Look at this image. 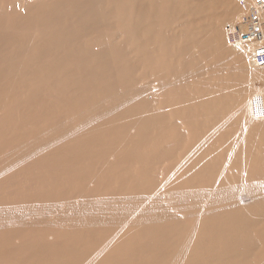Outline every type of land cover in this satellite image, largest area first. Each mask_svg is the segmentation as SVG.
<instances>
[{"label":"rangeland","instance_id":"rangeland-1","mask_svg":"<svg viewBox=\"0 0 264 264\" xmlns=\"http://www.w3.org/2000/svg\"><path fill=\"white\" fill-rule=\"evenodd\" d=\"M2 1H4V2L2 3ZM55 1L58 2L60 0H0V14L3 13L4 16L6 17V18L4 17V21L9 22L10 17H14L15 20L20 21L14 27H8V29H11V30L20 34L21 33L20 31L22 30V26H24L25 28L28 27L29 36L36 39V40H38V38H39L40 43L43 44V43H47L46 39L48 41H49V39L52 41L57 40V36L60 33L59 31H60L62 24L60 23V19H58V20L49 19L50 21H47L46 26L43 28L42 33L39 32L40 33L39 34L36 31L35 27H33V25L35 23L30 24L31 21L34 22L35 18H36V16L35 17L33 16L32 12L38 10L40 5L50 4V3H53ZM104 2L105 3H103V4L105 6L111 5V3L107 0ZM185 2H186V0L183 1V6L184 5L185 6L190 5V7L192 6V7H195L196 9L194 8V10L188 11V13H186V10L183 9V7L181 8V11H180L179 6H178L177 9L180 11L179 13L177 12L178 15H176V16L175 15L174 16L166 15L168 20L166 19L165 16H163L161 23H159V25L162 26V27L159 26V28H160L159 31L161 32L163 37L164 36L169 37L171 39V42H177V46L181 45L183 47L184 43L188 42V41H189V43L190 42H192V43L196 42L195 44H197V46L200 45L198 48L195 49V51L192 49L193 50V52H192V50H191V53L194 56L193 58L196 60V63L194 64V66L195 67L199 66L198 68L196 67L198 72L196 71L194 73L195 74L194 77L191 73V71H193V70L192 69L189 70L186 67L184 68L183 66H185V65H183L184 63L182 62V59L180 60L179 58L175 57L176 55H179L178 51H176V49H174L175 54H173V55L170 54V56H167V60H166L167 62H164L165 64L163 66H160L158 61L157 62L155 61L154 56H153V60L155 62H153V61H152L153 63L143 62V64H142V61L139 59L140 48H139V44H137V41L139 40V37H141L143 35V28L144 27L139 25V28L142 27V30L138 31L139 28L137 26V30L135 31L132 27V26L135 27V24H134V22H135L134 17L135 16L132 13H130V10H129L131 6H128V5L122 6L121 5L120 11H121V14L123 16L122 18L118 19L116 16L120 15L119 14L120 12L117 9H112L110 13L114 12L115 20L111 17L110 18L111 20L108 23L98 22V23H96V25H94V27L84 31L83 33L81 32L82 34L79 35V39L81 37L80 40H81V48L82 49H91V50L96 51V52H98V51L102 52L106 49L107 52H105L106 53L105 56H109L111 54L108 58L102 59L100 56H94V58H92L90 60V62H93V61L94 62H100L103 66V70H105L102 72V77L97 78L98 81H97V83H95L93 88L85 89L82 87H78V82H77L78 78H74L73 76H72V78H70L71 77L70 74H73L74 76H76L77 74L78 75L80 74L79 75V77H80L82 75L80 73L81 72L80 69H82V73H83V71H86V69L89 68V66H84V64L80 65L79 62H74L72 57L67 58V56H64V54L62 57H59V55H58L59 58L53 57L51 55L50 58H52V59H50L49 57H46V65H47L46 67L47 68L45 69V71L42 73L41 72L42 70H41V71H39V73L36 74V76L40 75V77H42V78L39 81H36L35 73H33V72L32 73L31 72L25 73L23 80H22V83H21V79H20V84L18 85L19 87L17 88L18 90L15 91L16 95H17V93L20 94V92H26L27 86H28V91H29L28 93H31L34 89H39V96H40V99L42 98L41 99L42 103L41 102H39V104L35 103L32 107H30L31 105L27 102L21 101V102H23L21 104H20V102H19V104H18V102L17 103L15 102L13 104L14 107H12L11 115L9 114L10 110H8V108L5 107L3 105V103L0 105V109L2 110V111H0V208L1 207H14L17 209V212H19V211L23 212V211L28 210V211L33 213V214L27 213L26 215L24 214L21 217V219H18L20 217L15 216V214L6 215V217H0V234H2V235H0L1 247L3 246V242L9 237L8 236L9 234L7 235V233H6L8 231L11 233V235H14L12 237H15V235L19 231L20 232L23 231L22 236H24L25 238L22 237L20 239L21 243L25 244L26 241H28V244H30V242L32 244V243H34L33 240H35V243H37V244L40 243L39 245L42 247H45V245H46L47 254L50 253V250L54 249L57 245L61 244V242H64L67 244H69V243L71 244L73 242L72 244L75 243V249L77 246L81 247V245L86 247L87 242H85L84 240L87 241L86 238L90 237V238H88V239H90V241L88 240L89 241L88 242L89 243L88 244L89 250H88V246L86 248L83 247V249H82V247L80 249L77 247L80 250V255H79L80 260H77L78 258L75 259V257L77 256L76 255L75 257L71 256L72 258L71 257L66 258L63 261H61V260L56 261L55 264H66V263L67 264H70V263L71 264H107L104 262H106L108 257H110L113 254V252H115L117 250L113 247H118L121 244L119 247H123L124 249H129V248H131L130 247L131 244L133 245V243L135 244L137 242H139L137 244L138 245L137 247H139L140 243L141 244L144 243L143 245H145V242H143V241H145V239L144 238L142 239L141 237H137L136 236L137 232H135L138 230V226H139V225H137V228H136V226H134V224H137L136 222H137V217L139 216L138 214H137V217L135 215L134 216L135 218L133 217L132 220L129 217H127L124 220H123V218H122V220L119 219L120 220V222H119V220L116 219V222H117L120 229H118V227H117V229H116V227L114 228V226H117V225L113 224L114 223L113 220L111 221L112 222L111 223V222H108L110 220L107 221V219H106L108 225H111V226H108V227L103 226L102 229H100L101 226L99 227L96 225L99 228H97V227L93 228L92 227L89 229L88 226L86 227L84 224L82 225V223L79 224L81 226H79L78 228L74 227L75 221H76V223L79 221H77L76 219L73 220L72 216H71L72 218L70 217L69 219H68L69 216H67L66 218L65 217L64 218L58 217V215L61 214L62 211L68 212V213L71 212L72 209H68V208L71 204L76 203L75 201L78 200V198L82 199L84 197V198L88 199V197H89V199H90V197L93 198V196L103 197L104 190L102 188L104 187L105 184H108L111 188L116 187L114 185V183L110 182L114 178V177H110V176L114 175V172H112L113 171L112 169H114L115 171L118 170V172H116V175H118L120 173V169L122 167L124 168V170L126 172H128L127 174H124V175H128L130 177H132L134 175V173L138 172L139 169H141L143 171L145 170L144 172L145 173L147 172L149 180L145 179L144 181H142V180L139 181V179L134 180V178H131V180H129V182H131L132 184H130V183L128 184L127 183L128 180L126 182L128 184V186L131 185L130 190L131 189L132 190L131 191L128 190L131 192V193L129 192L130 194H128V191H126V195H125V192H124V194H122L123 190L125 191V189H128L127 188L128 186L125 187V184H126L125 183L124 186L123 185H117L115 190L107 189L110 197L117 196L115 194L118 193L119 198H121L123 196L125 203H127V202H132L134 204L141 203V204H144V206H147L150 204L149 201H151V203H154V200H152V198L158 194L162 200V201L161 200L160 201L162 203H166V205L165 204L164 205L167 207L168 213L172 212V215L174 214L173 215L174 221L171 224L176 225L175 226L176 229L174 230L175 227L169 223L168 224L163 223V225H161V228L157 229L158 231L155 230V231H157V233L156 232L154 233L155 234L154 237H156V234H157L159 236V238H161V239L153 241L152 242V244L154 243L153 247L151 246L152 245L151 243H150L151 245L149 247L150 252L153 249H154L153 250V252H154L156 249L157 252L161 251L162 253H164L163 255H166V256L162 257V261L164 264H166V263L168 264V262H169V264H173V263L174 264H188L189 263L188 261H190L188 258L193 257V251L195 250V249H193L195 247L192 248L189 246H191V245L193 246L194 243H195L194 246H197L196 243L197 244H200V243L205 244L206 243V245H209V243L212 240L215 241L217 239V236H215V234L212 232L213 227L211 230V225H215V224L219 225V223H220V225H222L221 226L222 228H220V230H222V231L225 230L227 233L230 230L232 231V226H233V228H238V226H240L242 224L240 222V220H238V218H237V217H239V214H241L240 217H244L243 219L245 220V218H247L249 215L259 211L261 213V215L259 216V219L256 220V222L252 225V228L256 227V230H260V231L262 230L261 232L264 234V209H262L264 206V193L263 192L258 193V197H254L255 196L254 194L251 195V197L255 198V200H252L250 197H247L245 199H243L241 197L239 199V202L236 203V205H232V207H230V204H227V203L225 204V202H220L214 206H209L210 199H208V200H202L198 205L197 204H196V206L192 205L193 208L192 207L190 208L189 202L185 199H182V197H179V196H183V198H184V195L181 193V190L183 191V189L184 190L185 189L191 190L192 188L198 187V189L199 188H201L202 190L208 189L210 192H212L211 190H215V189L219 188V186L222 183H230V182L234 183L233 179H237L238 183L241 185L242 188H244L246 185H251L254 183L264 184V181H263L264 180V153H263L264 152V143L260 144V145H254V141L256 139L255 135H260L264 139V132H262V133L257 132L256 133L254 130H252V132L250 130H247V128H245V126H244V123L242 122L243 121V115L241 113H236V110L234 108V107H236L235 101H234L236 90L239 92L248 83V79H247L248 77L244 74L245 69H243L241 67V65H240L241 69L238 67V65L236 64V59L231 56L232 53L228 52L226 54V52L229 50V47L231 46L230 44H232L230 41V40H232L231 36H230V34H232V33H230V32L233 30V29H230L229 34L225 35L227 33L226 29H229L230 24H233L234 30L235 31L238 30L240 28L241 24L243 25L244 21H246L248 18H250L249 14H251V13H250V11L247 10L246 14H244L242 17L243 19H241L242 21L239 20V21H234V23H232V20L229 16L231 6L236 5L237 2H238L237 3L238 8L240 6H243L244 1H242V0H239V1L238 0H191L189 3L186 2L187 5L185 4ZM106 4H108V5H106ZM249 4H250V2H249ZM248 5H247V8H248ZM126 6H128V7H126ZM127 8H128V11L126 10ZM125 12H126V14L124 16L123 14ZM26 17H27V19H25ZM111 21H112V23H111ZM99 23H100V25H99ZM124 23H125V25H124ZM164 23L167 25H165ZM106 25H107V27H106ZM151 25H153L152 21H151ZM36 26L38 28V24H36ZM149 27L150 26H148L147 28H149ZM169 29H170V31H169ZM218 29H220V30H218ZM224 29H225L226 33H225ZM167 31H169V32H167ZM221 31L223 32V34L220 33ZM49 33H52V34L54 33V34L50 35ZM105 34H107V35H105ZM130 34H132L133 36ZM217 34L220 35L221 39L219 38V36ZM214 35H215V37H214ZM18 38H16V40H18ZM143 38H144V36H143ZM147 38H149V39H146L144 41V44L146 42H148L152 45L151 42H152L153 38L151 39L150 34H148V33H147ZM191 40H194V41H191ZM219 42H220V44H219ZM222 42H224V44H223L224 46L221 44ZM207 43H209V44H207ZM241 43H243V44L248 43V44H250L249 45L250 47H256V45L259 44L258 42L252 43V42H248V41L241 42ZM27 44L29 46L31 45L30 42ZM52 44L56 45V43H52ZM52 44H50V45H52ZM50 45H48L47 47H49ZM216 45H217V47H215ZM44 46H46V45H44ZM82 46H84V47H82ZM53 47L54 46H50L48 48L49 50L47 53L58 54L57 53L58 49H54ZM71 48H67L64 51L71 52ZM117 48L120 50V53H121L118 57L115 56V54H112L113 50L117 49ZM158 48L161 50L162 45H161V47L157 46V48H156V52H157V53L155 52L156 53V60H157V54H158V56L159 55L161 56L164 53L162 50L160 51ZM5 49H7V50L3 51V52L0 49V52H2L1 54H4V60H8L7 62L12 64L11 67H15V69H16L20 65L18 63L17 56L20 55L21 50H18L19 48L14 44L9 48L6 46ZM224 49H226L227 51ZM110 50H112V53H110ZM151 51H152V49H151ZM168 51H171V50H168ZM8 53H9V55H7ZM171 56L173 58H171ZM44 58L45 57H43V60H42L43 62H44ZM171 60H172V62L173 61L174 62L171 63ZM51 61L55 62L58 66L56 65L55 67H52L50 65ZM249 61H250V59H249ZM217 62H218V66L216 65ZM154 63H156V64H154ZM172 64H174V65H172ZM89 65L92 66V68H94L93 65H91V64H89ZM147 65H148V67H147ZM170 65L177 68L176 74H172V68ZM255 65L258 66V69L260 67L262 69L264 68V66L258 65L257 63L254 64V66ZM167 66H168V68H167ZM130 67H136L135 68L136 70H134L133 68L130 69ZM145 67H146V69L147 68L148 69L146 70ZM49 68L52 70H50ZM92 68H90V70L92 72L93 71L97 72L98 76H99L101 70L92 69ZM156 68L158 69V71ZM160 68H161V70H160ZM166 68H167V70H166ZM144 69L146 70L147 73L144 71ZM242 69L244 70V72ZM91 71H90V73H91ZM263 71H264V69H263ZM123 73H125V74H123ZM85 74L86 73H84V75ZM156 74L158 76L154 77ZM198 74L200 75V77H198L199 76ZM238 74H240L241 76ZM93 75L94 74H90V77H92ZM209 75H210V77H209ZM150 76H151V78H150ZM224 76H226V77L224 79H222ZM66 77L67 78L69 77L68 78L69 80ZM64 78H66L70 84L68 83V87H66L65 90H62L58 86V84L61 83V81L64 80ZM122 78L127 79V80L129 79L127 81L128 83L122 84V82H123ZM156 78L157 79L159 78V79L157 80ZM105 79L108 80V83L106 82ZM160 79H162V80L160 81ZM117 80H118V82H117ZM173 80H175V81H173ZM185 80H187V81H185ZM71 81H73V82H71ZM154 81H155V83H154ZM156 81H157V83H156ZM12 82H11V84H12ZM75 82H77V83H75ZM112 82H113V84H111ZM23 83H24V85L26 83V85L23 86ZM231 84H233V87H231ZM260 84H261V86H260ZM123 85H125V86H123ZM112 86H116V87H112ZM1 87L7 88V85L3 84V86L1 85ZM153 87H155V88H153ZM19 88H20V90H19ZM13 89H14V87H13ZM93 89H95V90H93ZM108 89L112 91V95L109 96L112 98L107 99V97H106V99H107L106 100L105 98L96 97V95H95L96 93H98L99 91H106ZM152 89H154V90H152ZM258 89L264 90V79H262L259 83L256 84L255 88L253 89L254 93ZM154 91H155V93H154ZM156 91H158L157 93H159L160 96L158 94H156ZM253 91L251 92L252 94H253ZM217 92H218V94H217ZM223 93L228 98L230 97L228 100L229 104L228 103L225 104L223 106L224 109L222 106L219 105L223 109V111L221 113H219V115L217 114L216 116H210L209 117V114L206 115L207 111L205 109H203L204 111L199 112L200 107L204 106V102L206 100H208L209 97L212 98V97H215L216 95L223 94ZM189 94L191 96H189ZM120 96H121V98H120ZM160 97L162 98V100ZM254 97H255V95H254ZM183 98L185 99V101ZM88 99H90V100H88ZM71 100L73 101L74 104L71 103L72 102ZM127 100H128V102L126 103L125 101H127ZM187 100H190L191 102L187 101ZM43 101L46 103V105L44 104ZM140 102L150 104L152 107L154 106L155 108L153 107L154 109L152 108V110H151L152 114H154V112L157 113V111L158 110L160 111V109H161L160 112H165V114L170 112L169 113L170 116L168 114H166V116L169 118L168 123L170 124V122H171V125L169 127L167 126L164 129L162 139H163V144L167 147H172L174 145L180 147V150L178 151L177 155L173 154L170 156H165L164 158H162L163 160L161 159L159 162L155 163L154 156H153L155 154V151H154V148L151 147L152 145L144 146V144H143L140 146V145L135 144V142L137 140H139L140 138L147 140L146 136H140L139 132H137L138 127L141 126L140 122H138V121H140V119L136 117V112L141 107V104H139ZM157 102H159V105ZM185 102L189 106L184 105ZM182 103H184V104H182ZM233 103H234V107H231V105L233 106ZM47 104H50V105H48V107H47ZM118 104H119V107H118V109H116L117 108L116 105L118 106ZM171 104H172V106H170ZM218 104H221L220 99H219ZM167 105H168V107H167ZM22 107H23V109H22ZM167 108H169V110ZM31 109H34L35 111H37V109H38V111H37L39 113L38 118H36V116H35L34 119H29V121H26V123H25V121L23 122L22 113L25 116L26 114H24V112L28 113ZM48 109H49V111H48ZM163 109L165 111H163ZM180 110H182L181 116H180V114H181ZM41 112H43V114ZM19 113H21V114H19ZM92 113H93V116H91ZM101 113H102V115H101ZM13 114H14V116H13ZM60 114H61V116H59ZM225 114L227 116H225ZM65 115H66V117H64ZM94 115H95V117H94ZM8 116L9 117L11 116V117L9 118ZM61 117H63V118H61ZM239 117H240V120H239ZM12 118H13V121H12ZM91 118H92V120H90ZM105 120H107V121H105ZM173 120H174V122H172ZM18 121H20V123ZM87 121H88V123H87ZM130 121H131V124H135V125L133 126L134 128L130 127V129L127 131V133L130 132L129 134L132 136L133 140H131L127 143L119 144L118 145L119 148H118V146L113 147V148H107L106 145L104 144V140L106 137H104V135L100 133L99 136L101 137V140L103 141L102 146L104 144L105 148L101 146L100 150H99V148L89 150V152L94 153V154L91 157L85 158L88 154L86 152V151H88L87 147H86V140H87L86 135H89L91 133L90 131H92L93 129H94V131H96L98 129L101 130L102 127L106 128V130H107V128L109 127L108 131L111 134H115L117 136H122L123 133L122 132H114L113 127H120L122 124L127 126V124ZM11 122H12V124H10ZM27 122H29V123H27ZM85 122H86V124H85ZM215 123H216V125H215ZM77 124H79V125H77ZM87 124H89V125H87ZM199 124H200V126H199ZM136 125H138V126H136ZM72 126H73V128H71ZM172 126H175V127H172ZM91 128H92V130H91ZM171 128H172V130H171ZM216 128H218V130L214 131L213 129H216ZM132 129H134V130H132ZM103 130L104 129H102V131ZM74 131H76L77 133H75ZM172 131L173 132L175 131L176 133H173ZM150 133L152 134V135L150 134V136H152L154 138L155 133H154L153 128L151 129ZM152 137H150V139H152ZM171 137H174V138L171 139ZM136 138H138V139H136ZM235 138H237V139L235 140ZM125 140H127V136H125ZM176 140H178V141H176ZM183 140H184V142H183ZM199 140H202V142L200 141L201 145H198ZM84 143H85V145L83 148ZM146 143H148V142H146ZM179 143L181 145H178ZM125 144H127V146ZM190 145L192 147H190ZM233 145H235L236 147ZM138 146H140L141 148L139 149ZM197 146H199V147H197ZM233 147H234V149H233ZM148 148H150V149H148ZM207 148H209V149H207ZM120 149L123 151H121ZM206 149L208 150V152ZM237 149H239V150H237ZM97 150H99V151H97ZM196 150H197V152H199V154L196 152ZM115 151H117L118 153ZM136 151H138V152H136ZM122 152H124V153H122ZM126 152L129 154V157L132 155L131 156L132 159L130 161L131 167L122 164V159H123V156ZM213 152H215V153H213ZM104 154L105 155L108 154V155L104 156ZM133 154L136 155V157ZM143 154H145V155H143ZM139 155H140V157H139ZM228 155H229V158L231 160L228 158ZM195 157L198 159V161H197V159H195ZM199 157L201 160L199 159ZM81 158H83V160ZM75 159L80 160V162H82V161L83 162L80 163L79 161H76V163L77 162L78 163L75 164L73 161ZM87 159H88V161H87ZM89 159H91V160H89ZM149 159H152V160H149ZM167 159H169L170 161ZM164 160H166V162ZM204 160H206V162ZM210 160H211V162H210ZM226 160L228 163L230 162V164H228L226 162ZM150 161H153L151 165L149 164V163H151ZM195 161H196V163H195ZM97 162H99V163L97 164ZM218 162H220V163H218ZM242 162H244V163H242ZM115 163H120L121 166L116 167ZM194 163H195V167H194ZM217 164H219V165H217ZM106 165H107V170L102 169ZM224 165H225V167H224ZM229 165L231 166V168ZM157 166L161 170H158L159 168H156ZM206 167L209 168V170L211 172L210 175L207 174L208 168L206 169ZM223 167H224V169H223ZM254 168H255V170H254ZM150 171H152V172H150ZM106 172H108L107 175L105 174ZM172 172H173V174H172ZM188 172L190 174H188ZM235 172H236V175H235ZM156 173L158 175H156ZM150 175H151V178H153V177L156 178L157 184L159 183L158 188L155 190H154L155 187H151L149 189H146L145 185L149 183L147 185V186H149L150 183L153 182L149 178ZM169 175H171V176L169 177ZM212 175H214V176H212ZM221 175H222V177H219ZM167 176L169 177L168 179H167ZM180 176H181L182 180L180 179ZM183 176H185V177H183ZM201 176H203L204 178L202 179ZM162 180L163 181L166 180V182H165L166 184ZM254 180H256V181H254ZM134 181H135V183H134ZM150 181H152V182H150ZM69 185H71V186H69ZM111 185H113V186H111ZM96 186H97V188H96L97 190L100 188L102 189V190H99L100 193L98 191H94ZM169 187L170 188L172 187L174 189L168 190ZM176 187H178L179 189ZM144 188H145V190H144ZM119 190H120V192H119ZM142 190H144V191H142ZM133 191H134V193H133ZM168 191H169V193H168ZM59 192H62V193L65 192L64 193L65 197L63 194H61ZM143 193H150L149 194V195H151L150 198L151 197L152 198L150 199L149 195L147 197L145 196L146 198H143L144 197ZM155 193H157V194H155ZM111 194H112V196H111ZM172 195H174V197ZM167 197H168V199H167ZM43 198H44V200H43ZM36 199H38V200L36 201ZM72 199H73V201H72ZM62 200L63 201L65 200L64 203ZM66 200H69V201H66ZM172 200H174V201H172ZM134 201H136V202H134ZM39 202H44V203H48V204L52 203L53 205H56L53 209L49 208L46 211V213L43 215L44 219L41 218L39 213L34 208L33 209H25L22 207L23 205L34 204V203L38 204ZM168 202H169V206H168ZM208 202H209V204H208ZM240 202H241V204H239ZM217 205L220 207H218ZM221 205H223V206H221ZM227 205H229V206H227ZM165 206H164V208H165ZM117 207L120 208L121 205H119L117 203ZM235 207L237 208V210ZM118 208H116V211H114V212H118L117 216H120V215L123 216L122 215L123 213L119 214L122 212V210H120L122 208L119 209L121 212H119ZM16 209H14V212H16ZM226 209H228V210H226ZM155 212L158 213L159 210L152 211V212H150V214H154ZM213 212H215V213H213ZM233 212L237 213V215L233 216L232 215ZM68 213L67 214L64 213V214L68 215ZM226 213H227V215H226ZM1 214L2 213L0 211V216H2ZM150 214H148V215H150ZM223 215H225V216H223ZM226 216H228L229 219H227L225 221L224 218ZM50 217L53 219H50ZM54 217L58 218V219L61 218V220L59 219V221H57L58 219H55ZM75 218H76V216H75ZM46 219H47V221H49V223H54V220H55V223L54 224H47ZM64 219H66V221ZM206 219H208V220H206ZM215 219H217L218 221ZM18 220H20V221L18 222ZM51 220H52V222H51ZM134 220H135V222H134ZM209 220H211L212 223ZM223 220H224V222H223ZM233 220L235 221V224L231 223ZM63 221H64V223H63ZM207 221L210 222V224ZM221 221L223 224L221 223ZM234 221H233V223H234ZM57 223L58 224L60 223L59 228L57 227V225H58ZM107 223H105L106 226H107ZM30 224L31 225L33 224L35 226L34 229H31L29 227ZM52 225L53 226L55 225L57 229H55V227H53ZM216 225H215V228L220 227V225H219V227ZM50 226H52V227H50ZM180 226L185 229V232L188 235V237L186 236L185 240L187 238H188V240L190 239L189 242H187L188 243L187 247L192 249V250L189 249L191 251V252L189 251L190 253L188 252V250H187V252L185 250L184 253L181 254V252L183 250L179 251L178 250L179 247L176 246V244L180 240V237L183 235V231H182V228ZM74 228H77L80 230L82 229V230L81 231L77 230V232H74L75 231ZM6 229H7V231H6ZM73 229H74V231H73ZM10 230L13 232L15 231V233H12ZM28 230L29 231L31 230V231L29 232ZM72 231H73V233H72ZM86 231H88L89 233L87 232V234H84V233H86ZM91 231L94 232V234ZM222 231H220L221 234L218 236L219 237L218 239H221V237H220L221 235L222 236L226 235L227 236V239H226L227 242L230 240L231 241L237 240V238L235 237L236 234L233 237V236L227 235V233H224V231L223 232ZM76 233H78V234H76ZM90 233L93 235L91 236ZM121 233H122V235H121ZM74 234H76V235H74ZM83 234L86 236V238L82 240V239H80V237L84 236ZM88 234L90 236H87ZM162 234L164 235V237L162 236ZM208 234L213 235V237L215 236L216 239H215V237L213 239L207 238V237H209ZM68 235L71 237L74 235V237H72V239H69L67 237ZM1 236H2V238L4 237V239L1 240ZM135 236L137 238H139V239H136V241L134 239V238H136ZM168 236H170V237H168ZM204 236H206V237H204ZM229 236L232 237L233 240ZM18 237L19 236L17 235L16 238L18 239ZM128 237H130V238L133 237V238L128 239ZM162 237H163V239H162ZM203 237L205 239L207 238V240L209 242H207V240H204ZM74 238H76V241L74 240ZM125 238H126V241L129 240L131 242L126 243V241H124ZM218 239L216 240L217 242H215L216 244L218 243ZM13 240L15 241L16 239H13ZM13 240L7 241V242H14ZM49 241H50V243H49ZM83 241H84V245L81 244V242L83 243ZM132 241H135V242L132 243ZM173 241H175L176 243H174ZM94 242H95V244H94ZM221 242H222V244H221ZM221 242H220V245H221V247L224 248V243H225L224 239H222ZM5 243H6V241H5ZM15 243L16 242H14V244L12 245L11 248L4 249L2 247V249H0V252L2 251L0 253V264H39V262L42 264L43 263H50L51 260L48 259L46 261H42L40 258H42L43 256H41V257L39 255L37 256V254L31 253L29 250H28V254H25V250H22V246L18 245L20 242H17L16 243L17 245ZM76 243L78 245H76ZM85 243H86V245H85ZM99 243L101 244L100 246H99ZM117 243H118V245H116ZM37 244L35 246H37ZM127 244H128V246H127ZM129 244H130V246H129ZM155 244H156V246H155ZM214 244H212L213 246L210 244L211 245L210 247H212V250L206 251L203 255V258H208V257L212 258V256H209L210 252H211V254H212V252L216 253V251L222 253L221 250L223 248L219 247L220 245L217 244V247H218V250H217V247H216V249L213 248ZM159 245L160 246L164 245V246L159 247ZM134 246H136V244ZM92 247H94V248H92ZM140 247H141V245H140ZM144 248L146 249L145 246H144ZM84 249H87L88 252L94 251L93 252L94 254L91 253L90 255H88L86 257H84V256L81 257V253H83L82 250L84 252H86V250H84ZM90 249H92V250H90ZM136 249H137V251H139L138 248H136ZM176 250L179 251L180 253H178ZM153 252H152V254L150 253V255L147 254V256L144 258L136 259L134 261V264L152 263L153 260L152 261H150V260L153 259V258H151L154 256ZM161 252H159V254ZM168 252H170L171 254H169ZM165 253H167L169 255V257ZM237 253L240 254L239 251L236 252V255L235 254L233 255V259H236V257L239 258V254H237ZM248 253H250V254H247V258H242L243 264H264V242L263 241H259L256 245H254L251 248V250ZM20 255L21 256L23 255V256L20 257ZM172 256L174 257V259L172 258ZM243 256L244 255L242 254V257ZM166 257L170 258V260L167 259ZM229 258H231V257H229ZM74 260H75V262H74ZM156 260H158V259H156ZM229 260H228V262H226L227 261L226 260L220 264H228V263H230ZM37 261H39V262H37ZM139 261L142 263H140ZM164 261H167V262H164ZM72 262H74V263H72ZM214 264H219V263H214ZM235 264H237V263H235Z\"/></svg>","mask_w":264,"mask_h":264},{"label":"bare ground","instance_id":"bare-ground-1","mask_svg":"<svg viewBox=\"0 0 264 264\" xmlns=\"http://www.w3.org/2000/svg\"><path fill=\"white\" fill-rule=\"evenodd\" d=\"M104 1H106V0H60V1H58V2H53V3H50V4H45V5H40L39 6V9L38 10H36V11H33L32 13H33V16L35 17L36 16V18H35V21L33 22V21H31V23L30 24H34L33 25V27H35V29H36V31L39 33V32H41L42 33V31H43V28L46 26V23H47V21H50L49 19H55V20H58V19H60V23L62 24V26H61V28H60V33H59V35L57 36V40H54V41H52V40H50L49 39V41L46 39V41H47V43H43V44H41L40 43V40H39V38H38V40H36V39H34V38H32V37H30L29 36V34H28V27H24V26H22V30L20 31L21 33L19 34V33H17V32H15V31H13V30H11V29H8V27H14L15 25H17L20 21L19 20H15V18L14 17H10L9 18V22H7V21H4V14L3 13H1L0 14V49L2 50V52L3 51H6L7 49H5V47L7 46L8 48L9 47H11L13 44L14 45H16L19 49L18 50H21V53H20V55L19 56H17V58H18V63L20 64L16 69H15V67H11V65L12 64H10L9 62H7L8 60H4V54H1L2 52H0V105L3 103V105L5 106V107H7L8 108V110H10L9 111V114L11 115V111H12V107H14L13 106V104L16 102H18V104H19V102H20V104L21 103H23V102H21V101H24V102H27V103H29L31 106L30 107H32L35 103H38L39 104V102H41L42 103V98L40 99V96H39V89H34L31 93H28L29 91H28V86L26 87V92H20V94H18L17 93V95H16V90H18L17 88L19 87L18 85L20 84V79H21V83H22V80H23V77H24V74L25 73H28V72H33V73H35V79H36V81H39L42 77H40V75L39 76H36V74L37 73H39V71H41L42 73L45 71V69L47 68L46 66V57H49L50 58V56L52 55L53 57H57V58H59V57H62L63 56V54H64V56H67V58H70V57H72V59H73V61L74 62H79L80 63V65H82V64H84V66H89V68H87L86 69V71H83V73H82V69H80L81 70V76L79 77V75L77 76H74L73 74H70V78H72V76L74 77V78H78L77 79V82H78V87H82V88H85V89H91V88H93V86L95 85V83H97V78L98 77H102V72L103 71H105V70H103V66H102V64L100 63V62H90V60L92 59V58H94V56H100L102 59L103 58H108L109 56H105L106 55V53L105 52H107L106 51V49L104 50V51H102V52H100V51H98V52H96V51H93V50H91V49H82L81 48V37H80V39H79V35L80 34H82L84 31H86V30H88V29H91L92 27H94V25H96V23H98V22H103V23H108L111 19V17L115 20V15H114V12L113 13H110L111 12V10L112 9H117L120 13V15H117L116 17L118 18V19H120V18H122L123 16H122V14H121V11H120V8H121V5L123 6H125V5H128V6H131L130 7V13H132L135 17V22H134V24H135V27L134 26H132L133 27V29L136 31L137 30V26H138V28H139V25L140 26H143L144 28H143V35L141 36V37H139V40L137 41V44H139V48H140V53H139V59L142 61V64H143V62H148V63H153V62H159V65L160 66H163L165 63L164 62H167L166 60H167V56H170V54H175L174 53V49H176V51H178V54L179 55H174L176 58H179L180 60L182 59V62L184 63L183 65H185V66H183L184 68L186 67L187 69H192L193 71H191V73H192V75H193V77H194V73L197 71V68L199 67H195L194 66V64L196 63V60L193 58L194 56H193V54L191 53V50L193 49L194 51H195V49L196 48H198L199 46H197V44H195L196 42H194V43H192V42H190L189 43V41L188 42H185L184 43V46L182 47L181 45L180 46H177V42H171V39L169 38V37H167V36H164L163 37V35L161 34V32L159 31L160 30V28H159V26H161V25H159V23H161V20H162V18H163V16H165L166 17V15H170V16H176V15H178V13L181 11V8L183 7V9H185L186 10V13H188V11H191V10H194V8L195 7H190V5L188 6L187 4H186V2L187 3H189L191 0H186V2H185V4L187 5V6H183V1L184 0H107V1H109L110 3H111V5L110 6H105L103 3H105ZM239 1V0H238ZM242 1H244V3H243V6H240L239 8H238V6H237V3H236V5H232L231 6V10H230V12H229V16H230V18H231V20H232V23H234V21H242L241 19H243L242 17H243V15L244 14H246V12H247V10L248 11H250V13H252V14H254V15H256L258 18H259V21H260V23L261 22H264V0H242ZM4 1H2V3H3ZM249 2H250V4H249ZM252 3V4H251ZM109 4V3H108ZM108 4H106V5H108ZM250 6H249V5ZM247 5H248V8H247ZM30 6V5H29ZM128 6H126V7H128ZM178 6H179V10L177 9L178 8ZM204 8V7H203ZM202 8V9H203ZM196 9V8H195ZM127 11H128V8L126 9ZM4 12V11H3ZM178 12V13H177ZM125 14H126V12L123 14L124 16H125ZM183 14V13H182ZM192 14V13H191ZM13 15V14H12ZM186 15V14H185ZM32 16V17H33ZM250 16V15H249ZM19 17V16H18ZM164 17V18H165ZM6 18V17H5ZM29 18V17H28ZM126 18V17H125ZM124 18V19H125ZM25 19H27V17L25 18ZM166 19L168 20V18L166 17ZM170 19V18H169ZM180 19V18H179ZM248 19H250V18H248ZM138 20V21H137ZM172 20V19H171ZM129 21V20H128ZM151 21H152V23H153V25H151ZM158 22V23H157ZM181 22V21H180ZM111 23H112V21H111ZM116 23V22H115ZM118 23V22H117ZM132 23V22H131ZM189 23V22H188ZM240 23V22H239ZM36 24H38V28H37V26H36ZM110 24V23H109ZM165 24V23H164ZM22 25V24H21ZM99 25H100V23H99ZM124 25H125V23H124ZM165 25H167V24H165ZM191 25V24H190ZM189 25V26H190ZM148 26H150L149 28H147ZM239 26V25H238ZM17 27V26H16ZM106 27H107V25H106ZM110 27V26H109ZM117 27V26H116ZM129 27V26H128ZM162 27V26H161ZM173 27V26H172ZM193 27V26H192ZM234 25L233 24H230V28L229 29H226L227 30V33H226V31H225V29H224V31H225V35H227V34H229V30L230 29H233L230 33H232V34H230V36H231V39L232 40H230L231 41V43L232 44H230L229 46V50L227 51L226 49H224V50H226L225 52H226V54L229 52V53H232L231 54V56L233 57V58H235L236 59V64L238 65V67L240 68V65H241V67L243 68V69H245V75L248 77L247 79H248V83L238 92L237 90H236V93H235V99H234V101H235V106L236 107H234V103H233V106L231 105V107H234L235 108V110H236V113H241L242 115H243V123H244V126H245V128H247V130H250L251 132H252V130H254L256 133L258 132V133H262V132H264V90L263 89H258L257 91H255V93H254V91H253V89L255 88V86H256V84L257 83H259L262 79H264V71H263V69L260 67L259 69H258V66L257 65H255L254 66V64H256L253 60H252V53H253V50H255V49H257L258 47H260V46H262V43L264 44V34H263V37H256V38H258V39H262V40H250V39H247L244 35L243 36H241L240 37V35H236L235 34V30H234ZM102 28V27H101ZM113 28V27H112ZM164 28V27H163ZM170 28V27H169ZM186 28V27H185ZM240 28H241V30L242 31H245L246 30V22L244 21V23H243V25L241 24V26H240ZM171 29V28H170ZM170 29H169V31H170ZM132 30V29H131ZM142 30V27H140L139 29H138V31H141ZM173 30V29H172ZM218 30H220V29H218ZM217 30V31H218ZM127 31V30H126ZM169 31H167V32H169ZM19 32V31H18ZM82 32V33H81ZM132 32V31H131ZM147 33L148 34H150V37H151V39H152V45L150 44V43H148V42H146L145 44H144V41L146 40V39H149V38H147ZM221 34H223V32L221 31L220 32ZM263 33H264V29H263ZM40 34V33H39ZM48 34V33H47ZM50 35H53L52 33H49ZM104 34V33H103ZM126 34V33H125ZM187 34V33H186ZM105 35H107V34H105ZM130 35H132V34H130ZM152 35V36H151ZM183 35V34H182ZM218 35V34H217ZM133 36V35H132ZM143 36H144V38H143ZM199 36V35H198ZM219 36V38H220V35H218ZM19 37V38H18ZM203 37V36H202ZM214 37H215V35H214ZM222 37V36H221ZM16 38H18V40H16ZM227 38V37H226ZM201 39V38H200ZM216 39V38H215ZM214 39V40H215ZM221 39V38H220ZM219 39V40H220ZM224 39V38H223ZM28 41V42H27ZM191 41H194V40H191ZM198 41V40H197ZM225 41V40H224ZM229 41V42H230ZM245 41H248V42H252V43H259V44H257L256 45V47H250L249 45L250 44H243V43H241V42H245ZM31 43V45L29 46L27 43ZM214 42V41H213ZM228 42V41H227ZM13 43V44H12ZM52 43H56V45H53ZM188 43V44H187ZM34 44V45H33ZM50 44H52V45H50ZM207 44H209V43H207ZM219 44H220V42H219ZM222 45L224 44V42H222L221 43ZM44 45H46V46H44ZM48 45H50V46H54L53 48L54 49H58V54H56V53H47L48 52V48L50 47H47ZM151 45V46H150ZM161 45H162V48H161V50L164 52L163 53V55H159L158 56V54H157V60H156V48H157V46H160L161 47ZM219 46V45H218ZM224 46V45H223ZM72 47V48H71ZM82 47H84V46H82ZM215 47H217V45L215 46ZM228 47V46H227ZM67 48H71V52H67V51H64L65 49H67ZM81 48V49H80ZM86 48V47H85ZM201 48V47H200ZM204 48V47H203ZM219 48V47H218ZM224 48V47H223ZM17 49V48H16ZM108 49V48H107ZM151 49H152V51H151ZM159 49V48H158ZM178 49V50H177ZM217 49V48H216ZM10 50V49H9ZM70 50V49H69ZM139 50V49H138ZM160 50V49H159ZM160 50V51H161ZM168 50H171V51H168ZM193 50H192V52H193ZM52 51V50H51ZM60 51V52H59ZM62 51V52H61ZM198 51V50H197ZM219 51V50H218ZM156 52V53H155ZM206 52V51H205ZM6 53V52H5ZM110 53H112V50H110ZM17 54V53H16ZM112 54H115V56H119L121 53H120V50L117 48V49H114L113 50V53ZM200 54V53H199ZM7 55H9V53L7 54ZM6 55V56H7ZM58 55H59V57H58ZM153 56H154V59H155V61L153 60ZM14 57V56H13ZM43 57H45L44 58V62L42 61L43 60ZM201 57V56H200ZM88 58V59H87ZM171 58H173L172 56H171ZM204 58V57H203ZM206 58V57H205ZM7 59V58H6ZM11 59V58H10ZM50 59H52V58H50ZM249 59H250V61H249ZM54 60V59H53ZM200 60V59H199ZM220 60V59H219ZM35 61V62H34ZM99 61V60H98ZM153 61V62H152ZM61 62V61H60ZM174 62V61H173ZM172 62V60H171V63H173ZM226 62V61H225ZM45 64V65H44ZM89 64H91V65H93L94 66V68H92V66H90ZM154 64H156V63H154ZM14 65V64H13ZM44 65V66H43ZM50 65L52 66V67H55L57 64L55 63V62H53V61H51L50 62ZM62 65V64H61ZM74 65V64H73ZM77 65V64H76ZM169 65V64H168ZM172 65H174V64H172ZM172 65H170L171 66V68H172V74H176V71H177V68L176 67H173ZM197 65V64H196ZM216 65L218 66V62L216 63ZM236 65V66H237ZM259 65V64H258ZM58 66V65H57ZM223 66V65H222ZM147 67H148V65H147ZM157 67V66H156ZM224 67V66H223ZM74 68V67H73ZM90 68H92V69H97V70H101V72H100V75L98 76V73L97 72H95V71H91L90 70ZM131 68H133L134 70H136L135 68L136 67H130V69ZM144 68V67H143ZM158 68V67H157ZM156 68V69H157ZM167 68H168V66H167ZM167 68H166V70H167ZM170 68V67H169ZM50 69V68H49ZM145 69H146V67H145ZM144 69V71L146 72V70L148 69H146L145 70ZM159 69V68H158ZM158 69H157V71H158ZM241 69V68H240ZM242 69V70H243ZM263 71H261V70ZM50 70H52V69H50ZM160 70H161V68H160ZM171 70V69H170ZM228 70V69H227ZM90 71H91V73H90ZM128 71V70H127ZM142 71V70H141ZM143 71V72H144ZM189 72V71H188ZM198 72V71H197ZM243 72H244V70H243ZM41 73V74H42ZM84 73H86L85 75H84ZM130 73V72H129ZM147 73V72H146ZM168 73V72H167ZM232 73V72H231ZM90 74H94L92 77H90ZM123 74H125V73H123ZM164 74V73H163ZM222 74V73H221ZM241 74V73H240ZM240 74H238V75H240ZM28 75V74H27ZM153 75V74H152ZM166 75V74H165ZM199 75V74H198ZM224 75V74H223ZM142 76V75H141ZM149 76V75H148ZM156 76H158L157 74L154 76V77H156ZM170 76V75H169ZM213 76V75H212ZM241 76V75H240ZM68 77V78H69ZM183 77V76H182ZM197 77V76H196ZM198 77H200V75L198 76ZM209 77H210V75H209ZM208 77V78H209ZM214 77V76H213ZM212 77V78H213ZM226 76H224L222 79H224ZM230 77V76H229ZM67 78V77H66ZM66 78H64V80H62L61 81V83H59L58 84V86L62 89V90H65V88L66 87H68V81H67V79ZM149 78V77H148ZM150 78H151V76H150ZM177 78V77H176ZM206 78V77H205ZM207 78V79H208ZM123 79V82H122V84H126V83H128L127 81L129 80H127V79H124V78H122ZM121 79V80H122ZM157 79V78H156ZM159 79V78H158ZM157 79V80H158ZM163 79V78H162ZM162 79H160V81L162 80ZM171 79V78H170ZM182 79V78H181ZM69 80V79H68ZM106 80V82L108 83V80L107 79H105ZM13 81V82H12ZM54 81V80H53ZM173 81H175V80H173ZM185 81H187V80H185ZM240 81V80H239ZM11 82H12V84H11ZM31 82V81H30ZM71 82H73V81H71ZM77 82H75V83H77ZM117 82H118V80H117ZM116 82V83H117ZM184 82V81H183ZM208 82V81H207ZM244 82V81H243ZM154 83H155V81H154ZM153 83V84H154ZM156 83H157V81H156ZM172 83V82H171ZM3 84L5 85H7V88H3V87H1V85L3 86ZM11 84V85H10ZM70 84V83H69ZM111 84H113V82L111 83ZM173 84V83H172ZM221 84V83H220ZM22 85V84H21ZM25 85H26V83H25ZM24 85V83H23V86H25ZM188 85V84H187ZM224 85V84H223ZM22 86V87H23ZM123 86H125V85H123ZM154 86V85H153ZM158 86V85H157ZM196 86V85H195ZM198 86V85H197ZM202 86V85H201ZM260 86H261V84H260ZM13 87H14V89H13ZM112 87H116V86H112ZM231 87H233V84H231ZM242 87V86H241ZM12 88V89H11ZM25 88V87H24ZM153 88H155V87H153ZM211 88V87H210ZM227 88V87H226ZM257 88V87H256ZM111 89V88H110ZM231 89V88H230ZM19 90H20V88H19ZM23 90V89H22ZM93 90H95V89H93ZM112 90V89H111ZM111 90H106V91H99L98 93H96L95 95H96V97H99V98H105L106 99V97H107V99L108 98H112V97H109V96H111L112 95V91ZM152 90H154V89H152ZM197 90V89H196ZM24 91V90H23ZM223 91V90H222ZM253 91V94L251 93ZM158 91H156V94H158L159 95V93H157ZM178 92V91H177ZM208 92V91H207ZM232 92V91H231ZM122 93V92H121ZM124 93V92H123ZM154 93H155V91H154ZM222 93V92H221ZM252 95H251V94ZM217 94H218V92H217ZM172 95V94H171ZM183 95V94H182ZM251 95V96H250ZM254 95H255V97H254ZM160 96V95H159ZM189 96H191L190 94H189ZM210 96V95H209ZM208 96V97H209ZM25 97V98H24ZM171 97V96H170ZM178 97V96H177ZM183 97V96H182ZM196 97V96H195ZM201 97V96H200ZM207 97V98H208ZM250 97V98H249ZM21 98V99H20ZM120 98H121V96H120ZM161 98V97H160ZM230 98V97H229ZM229 98L223 93V94H219V95H216L215 97H209L208 98V100H206L205 102H204V106L203 107H200V110H199V112H201V111H204L203 109H205L206 111H207V114L206 115H208L209 114V117L210 116H216L217 114L219 115V113H221L222 111H223V109H224V105L225 104H227L228 103V100H229ZM70 99V98H69ZM98 99V98H97ZM104 99V100H105ZM106 99V100H107ZM165 99V98H164ZM173 99V98H172ZM184 99V98H183ZM187 99V98H186ZM219 99H220V102H221V104H218V102H219ZM30 100V101H29ZM88 100H90V99H88ZM105 100V101H106ZM147 100V99H146ZM145 100V101H146ZM161 100H162V98H161ZM70 101V100H69ZM72 101V100H71ZM82 101V100H81ZM122 101V100H121ZM178 101V100H177ZM182 101V100H181ZM184 101H185V99H184ZM183 101V102H184ZM187 101H190V100H187ZM186 101V102H187ZM44 102V101H43ZM93 102V101H92ZM91 102V103H92ZM126 103L128 102V100L127 101H125ZM169 102V101H168ZM186 102H185V104L184 103H182V104H184V105H188V104H186ZM191 102V101H190ZM233 102V101H232ZM72 104H74L73 103V101L71 102ZM76 103V102H75ZM110 103V102H109ZM158 103V105H159V102H157ZM156 103V104H157ZM178 103V102H177ZM231 103V102H230ZM44 104L46 105V103L44 102ZM77 104V103H76ZM108 104V103H107ZM125 104V103H124ZM139 104H141V107H140V109L136 112V117L137 118H139L140 119V121H138L137 119V121L138 122H140V127H138V131L137 132H139V135L140 136H146L147 137V140H145V139H139V140H137L136 142H135V144L136 145H143L144 144V146H146V145H152L151 147H153L154 148V151H155V154L153 155L154 156V161H155V163L156 162H159L162 158H164L165 156H170V155H177V153H178V151L180 150V147H178V146H176V145H174V146H172V147H167V146H165L164 144H163V139H162V137H163V131H164V129L168 126H170L171 125V122H170V124L168 123L169 121V118L166 116V114H168L169 115V113L170 112H168V113H166L165 114V112H160L161 111V109H160V111L158 110L157 111V113H155L154 112V114H152L151 113V110H152V108L154 107H152L150 104H146V103H142V102H140ZM155 104V105H156ZM162 104V103H161ZM195 104V103H194ZM201 104V103H200ZM229 104V103H228ZM48 105H50V104H47V107H48ZM70 105V104H69ZM88 105V104H87ZM165 105V104H164ZM179 105V104H178ZM222 106L223 107V109H222V107H220V106ZM18 106V105H17ZM29 106V105H28ZM90 106V105H89ZM88 106V107H89ZM170 106H172V104L170 105ZM189 106V105H188ZM117 107V108H116ZM116 109H118V107H119V104H118V106L116 105ZM167 107H168V105H167ZM175 107V106H174ZM179 107V106H178ZM193 107V106H192ZM6 108V109H7ZM155 108V107H154ZM153 108V109H154ZM191 108V107H190ZM22 109H23V107H22ZM25 109V108H24ZM112 109V108H111ZM168 110H169V108H167ZM166 109V110H167ZM174 109V108H173ZM64 110V109H63ZM114 110V109H113ZM176 110V109H175ZM0 111H2L1 109H0ZM22 111V110H21ZM20 111V112H21ZM37 111H38V109H37ZM37 111H35L34 109H31L28 113H26V112H24V114H26L25 116L23 115V113H22V120H23V122L25 121V123H26V121H29V119H34V117L36 116V118H38V115H39V113L37 112ZM48 111H49V109H48ZM106 111V110H105ZM163 111H165L164 109H163ZM181 111V114H180V116L182 115V110H180ZM179 111V112H180ZM196 111V110H195ZM225 111V110H224ZM14 112V111H13ZM188 112V111H187ZM15 113V112H14ZM42 114H43V112H41ZM49 113V112H48ZM53 113V112H52ZM110 113V112H109ZM198 113V112H197ZM19 114H21V113H19ZM101 115H102V113H101ZM184 115V114H183ZM199 115V114H198ZM13 116H14V114H13ZM45 116V115H44ZM50 116V115H49ZM56 116V115H55ZM59 116H61V114L59 115ZM91 116H93V113H92V115ZM98 116V115H97ZM170 116V115H169ZM179 116V115H178ZM224 116V115H223ZM225 116H227L226 114H225ZM240 116V115H239ZM9 117V116H8ZM11 117V116H10ZM9 117V118H10ZM64 117H66V115L64 116ZM94 117H95V115H94ZM229 117V116H228ZM45 118V117H44ZM47 118V117H46ZM50 118V117H49ZM61 118H63V117H61ZM217 118V117H216ZM225 118V117H224ZM67 119V118H66ZM172 119V118H171ZM218 119V118H217ZM223 119V118H222ZM227 119V118H226ZM8 120V119H7ZM74 120V119H73ZM86 120V119H85ZM90 120H92V118L90 119ZM221 120V119H220ZM237 120V119H236ZM239 120H240V117H239ZM12 121H13V118H12ZM105 121H107V120H105ZM178 121V120H177ZM190 121V120H189ZM225 121V120H224ZM19 123H20V121H18ZM22 122V121H21ZM111 122V121H110ZM172 122H174V120L172 121ZM227 122V121H226ZM236 122V121H235ZM14 123V122H13ZM27 123H29V122H27ZM76 123V122H75ZM87 123H88V121H87ZM137 123V122H136ZM178 123V122H177ZM193 123V122H192ZM230 123V122H229ZM228 123V124H229ZM237 123V122H236ZM10 124H12V122L10 123ZM85 124H86V122H85ZM94 124V123H93ZM169 124V125H168ZM225 124V123H224ZM77 125H79V124H77ZM87 125H89V124H87ZM135 124H131V121L127 124V126L126 125H124V124H122L120 127H113V130H114V132H122L123 133V135L122 136H117V135H115V134H111L109 131H108V129H109V127L107 128V130H106V128H104V127H102V129H104L103 131H102V129L101 130H96V131H94V129L92 130V128H91V130L92 131H90L91 133L89 134V135H86V137H87V140H86V147H87V150L88 151H86L87 153V156L85 157V158H88V157H91V156H93V154L94 153H91V152H89V150H93V149H98L99 148V150L101 149L100 147L102 146V140H101V137L99 136L100 135V133L101 134H103L104 135V137H106L105 138V140H104V144L106 145V147L107 148H113V147H116V146H118L119 144H123V143H127V142H129V141H131V140H133L132 139V136L129 134V133H127V131L130 129V127L131 128H134L133 126H134ZM202 125V124H201ZM215 125H216V123H215ZM238 125V124H237ZM101 126V125H100ZM136 126H138V125H136ZM181 126V125H180ZM199 126H200V124H199ZM198 126V127H199ZM81 127V126H80ZM85 127V126H84ZM112 127V126H111ZM172 127H175V126H172ZM71 128H73V126L71 127ZM86 128V127H85ZM153 128V130H154V138L152 137V136H150V131H151V129ZM226 128V127H225ZM76 129V128H75ZM83 129V128H82ZM88 129V128H87ZM169 129V128H168ZM12 130V129H11ZM72 130V129H71ZM106 130V131H105ZM132 130H134V129H132ZM171 130H172V128H171ZM175 130V129H174ZM179 130V129H178ZM214 131L215 130H218V128H216V129H213ZM213 131V132H214ZM225 131V130H224ZM238 131V130H237ZM4 132V131H3ZM75 133H77L76 131H74ZM173 132V131H172ZM233 132V131H232ZM2 133V132H1ZM173 133H176L175 131L173 132ZM210 133V132H209ZM208 133V134H209ZM88 134V133H87ZM166 134V133H165ZM242 134V133H241ZM152 135V134H151ZM228 135V134H227ZM233 135V134H232ZM61 136V135H60ZM59 136V137H60ZM125 136H127V140H125ZM138 136V135H137ZM152 137V139H150V137ZM172 136V135H171ZM256 136V139H255V141H254V145H260V144H263L264 143V139L260 136V135H255ZM134 137V136H133ZM206 137V136H205ZM204 137V138H205ZM238 137V136H237ZM135 138V137H134ZM144 138V137H143ZM172 138H174V137H171V139ZM215 138V137H214ZM222 138V137H221ZM242 138V137H241ZM8 139V138H7ZM59 139V138H58ZM136 139H138V138H136ZM203 139V138H202ZM206 139V138H205ZM237 138H235V140H236ZM10 140V139H9ZM12 140V139H11ZM14 140V139H13ZM176 141H178V140H176ZM202 142V140H199L198 142H199V144L198 145H201L200 143ZM204 141V140H203ZM230 141V140H229ZM238 141V140H237ZM241 141V140H240ZM146 142H148V143H146ZM174 142V141H173ZM183 142H184V140H183ZM208 142V141H207ZM226 143V142H225ZM236 143V142H235ZM104 144H103V146L102 147H104ZM129 144V143H128ZM134 144V143H133ZM175 144V143H174ZM204 144V143H203ZM230 144V143H229ZM84 145H85V143L83 144V148H84ZM126 146H127V144H125ZM178 145H181L180 143L178 144ZM197 145V144H196ZM220 145V144H219ZM225 145V144H224ZM121 146V145H120ZM125 146V147H126ZM140 146H138L139 147V149L141 148ZM176 146V147H175ZM231 146V145H230ZM233 146H235V145H233ZM134 147V146H133ZM189 147V146H188ZM190 147H192L191 145H190ZM197 147H199V146H197ZM207 147V146H206ZM220 147V146H219ZM236 147V146H235ZM105 148V147H104ZM118 148H119V146H118ZM187 148V147H186ZM196 148V147H195ZM202 148V147H201ZM122 149V148H121ZM120 149V150H121ZM128 149V148H127ZM148 149H150V148H148ZM197 149V148H196ZM207 149H209V148H207ZM206 149V150H207ZM226 149V148H225ZM233 149H234V147H233ZM55 150V149H54ZM99 150H97V151H99ZM108 150V149H107ZM193 150V149H192ZM203 150V149H202ZM237 150H239V149H237ZM112 151V150H111ZM121 151H123V150H121ZM140 151V150H139ZM149 151V150H148ZM199 151V150H198ZM219 151V150H218ZM226 151V150H225ZM115 152H117V151H115ZM136 152H138V151H136ZM152 152V151H151ZM191 152V151H190ZM194 152V151H193ZM192 152V153H193ZM196 152H197V150H196ZM207 152H208V150H207ZM211 152V151H210ZM223 152V151H222ZM110 153V152H109ZM118 153V152H117ZM122 153H124V152H122ZM131 153V152H130ZM134 153V152H133ZM195 153V152H194ZM198 154H199V152H197ZM213 153H215V152H213ZM264 153V152H263ZM83 154V153H82ZM136 154V153H135ZM138 154V153H137ZM197 154V155H198ZM208 154V153H207ZM108 155V154H107ZM107 155H105L104 154V156H107ZM134 155V154H133ZM143 155H145V154H143ZM148 155V154H147ZM215 155V154H214ZM213 155V156H214ZM64 156V155H63ZM132 156V155H131ZM131 156L129 157V154L126 152L125 154H124V156H123V159H122V164H124V165H126V166H129V167H131L130 166V161H131ZM135 157H136V155H134ZM138 156V155H137ZM188 156V155H187ZM202 156V155H201ZM205 156V155H204ZM203 156V157H204ZM210 156V155H209ZM208 156V157H209ZM212 156V155H211ZM227 156V155H226ZM134 157V158H135ZM139 157H140V155H139ZM145 157V156H144ZM189 157V156H188ZM207 157V158H208ZM113 158V157H112ZM133 158V159H134ZM170 158V157H169ZM212 158V157H211ZM210 158V159H211ZM228 158H229V155H228ZM227 158V159H228ZM74 159V158H73ZM82 160H83V158H81ZM103 159V158H102ZM109 159V158H108ZM194 159V158H193ZM195 159H197L196 157H195ZM199 159H200V157H199ZM217 159V158H216ZM230 159V158H229ZM89 160H91V159H89ZM113 160V159H112ZM140 160V159H139ZM149 160H152V159H149ZM163 160V159H162ZM167 160H169V159H167ZM201 160V159H200ZM209 160V159H208ZM231 160V159H230ZM229 160V161H230ZM70 161V160H69ZM74 161V163L75 164H77L76 163V161H79L80 162V160H77V159H75V160H73ZM87 161H88V159H87ZM133 161V160H132ZM165 162H166V160H164ZM170 161V160H169ZM185 161V160H184ZM197 161H198V159H197ZM205 162H206V160H204ZM218 161V160H217ZM224 161V160H223ZM83 162V161H82ZM82 162H80V163H82ZM101 162V161H100ZM142 162V161H141ZM151 163H149L150 165L152 164V162L153 161H150ZM201 162V161H200ZM204 162V163H205ZM209 162V161H208ZM207 162V163H208ZM210 162H211V160H210ZM213 162V161H212ZM226 162H227V160H226ZM73 163V162H72ZM99 162H97V164H98ZM105 163V162H104ZM195 163H196V161H195ZM195 163H194V167H195ZM202 163V162H201ZM218 163H220V162H218ZM228 163V162H227ZM242 163H244V162H242ZM96 164V163H95ZM116 164V167H118V166H121V164L120 163H115ZM139 164V163H138ZM228 164H230V162L228 163ZM246 164V163H245ZM112 165V164H111ZM143 165V164H142ZM206 165V164H205ZM217 165H219V164H217ZM222 165V164H221ZM249 165V164H248ZM88 166V165H87ZM134 166V165H133ZM144 166V165H143ZM146 166V165H145ZM159 166V165H158ZM156 167V168H159V167ZM197 166V165H196ZM230 166V165H229ZM112 167V166H111ZM110 167V168H111ZM220 167V166H219ZM224 167H225V165H224ZM224 167H223V169H224ZM22 168V167H21ZM72 168V167H71ZM94 168V167H93ZM120 168V167H119ZM140 168V167H139ZM208 167H206V169H207ZM230 168H231V166H230ZM235 168V167H234ZM68 169V168H67ZM102 169H104V170H107V165L106 166H104V168H102ZM109 169V168H108ZM136 169V168H135ZM134 169V170H135ZM155 169V168H154ZM163 169V168H162ZM12 170V169H11ZM94 170V169H93ZM113 171L112 172H114V175H112V176H110V177H114L110 182H112V183H114V185L117 187V185H123L124 186V184L127 182V180H128V184L130 183V184H132L131 182H129V180H131V178H134V180H137V179H139V181L140 180H142V181H144L145 179H148V175H147V172L145 173L143 170H141V169H139V171L138 172H136V173H134V175L132 176V177H130V176H128V175H124V174H127L128 172H126L125 170H124V168L122 167L121 169H120V173L118 174V175H116V172H118V170H114V169H112ZM158 170H161L160 168L158 169ZM254 170H255V168H254ZM191 171V170H190ZM189 171V172H190ZM218 171V170H217ZM221 171V170H220ZM225 171V170H224ZM111 172V173H112ZM150 172H152V171H150ZM154 172V171H153ZM188 172V174H190ZM202 172V171H201ZM99 173V172H98ZM158 173V172H157ZM156 173V175H158ZM192 173V172H191ZM210 170H209V168L207 169V174H209L210 175ZM95 174V173H94ZM106 175L108 174V172H106L105 173ZM113 174V173H112ZM172 174H173V172H172ZM152 175V174H151ZM151 175L149 176V178L153 181H150V182H152V183H150V185L149 186H147L148 184H146L145 186H146V189H149V188H151V187H155L154 188V190L155 189H157L158 188V184L156 183V178H151ZM235 175H236V172H235ZM161 176V175H160ZM171 175H169V177H170ZM212 176H214V175H212ZM98 177V176H97ZM156 177V176H155ZM168 176H167V179L169 178ZM183 177H185V176H183ZM202 177V179L204 178L203 176H201ZM217 177V176H216ZM219 177H222V175L221 176H219ZM230 177V176H229ZM233 177V176H232ZM15 178V177H14ZM130 178V179H129ZM136 178V179H135ZM207 178V177H206ZM110 179V178H109ZM120 179V180H119ZM166 179V180H167ZM180 179L182 180V178H181V176H180ZM219 179V178H218ZM63 180V179H62ZM149 180V179H148ZM166 180L165 181H163L164 183L166 182ZM216 180V179H215ZM220 180V179H219ZM227 180V179H226ZM234 180V183H222L220 186H219V188H217V189H215V190H211L212 192H210L208 189H206V190H202L201 188H199L198 189V187H195V188H192L191 190H189V189H183V191L181 190V193L184 195V198H183V196H179V197H182V199H185V200H187L188 202H189V207L191 208L192 207V205H194V206H196V204L198 205L202 200H208V199H210V204H209V202H208V204H209V206H214V205H216V204H218V203H220V202H225V204L227 203V204H230V207H232V205H236V203H238L239 202V199L242 197L243 199H245V198H247V197H250L252 200H255V198H253V197H251V195H255L254 197H258V193H264V184H262V183H254V184H251V185H246L244 188H242L241 187V185L238 183V181H237V179H233ZM108 181V180H107ZM159 181V180H158ZM254 181H256V180H254ZM264 181V180H263ZM109 182V183H110ZM174 182V181H173ZM184 182V181H183ZM237 182V183H236ZM126 183V184H127ZM134 183H135V181H134ZM191 183V182H190ZM9 184V183H8ZM98 184V183H97ZM125 184V187L126 186H128V184L126 185ZM141 184V183H140ZM161 184V183H160ZM166 184V183H165ZM184 184V183H183ZM6 185V184H5ZM48 185V184H47ZM100 185V184H99ZM103 185V184H102ZM135 185V184H134ZM69 186H71V185H69ZM98 186V185H97ZM97 186L95 187V189H94V191H98L99 192V190H104V193H103V197H96V196H93V198H91L90 197V199H89V197H88V199H86V198H82V199H79L78 198V200H76L75 202L76 203H73V204H71L70 206H69V208L68 209H72L71 210V212H64V211H62L61 212V214H59L58 215V217H67V216H69L68 217V219L71 217L73 220L74 219H76L77 221H79V222H77L76 223V221H75V226L74 227H79V226H81V225H79V224H81L82 223V225L84 224L86 227L88 226L89 227V229L90 228H95V227H97V226H101V228L100 229H102V227L103 226H105V227H108V226H111V225H108V223H107V221L108 220H110V221H108V222H111L112 220L114 221V225L116 224L117 226H114V228L116 227V229H117V227H118V229H120L119 228V226H118V224H117V222H116V219H120V220H122V218H123V220L124 219H126L127 217H129L131 220H132V218L136 215V217H137V214L139 215L138 217H137V224H134V226H136V228H137V225H139L138 226V230L137 231H135V232H137V234H136V236L137 237H141L142 239L144 238L145 239V241H143V242H145V245H143V244H141L140 243V245H141V247H140V245H139V247H137L138 245V243L139 242H137V243H135L136 244V246H134L135 244L133 243V242H135L136 241V239H139V238H137L136 236V238H134L135 239V241H132V243H133V245L131 244V246H130V244H129V246L131 247V248H129V249H124L123 247H113V248H115V249H117L115 252H113V254L110 256V257H108V259H107V261L106 262H104V263H107V264H134V261L136 260V259H139V258H144V257H146L147 256V254L148 255H150V253L152 254V252H153V250H151V252L149 251L150 250V245L152 244V242L153 241H155V240H158V239H161V238H159V236L156 234V237H154V233L156 232L157 233V229H159V228H161V225H163V223H169V224H171V223H173V221H174V217H173V215H172V212H169L168 213V209H167V207L165 206L166 205V203H162L161 201V197L157 194V193H155V194H157L156 196H154L153 198H152V200H154V203H151V201H149L150 202V204L149 205H147V206H144V204H141V203H136V204H134V203H132V202H127V203H125V200H124V198H123V196L121 197V198H119V194L118 193H114L115 195H117V196H114V197H110L109 196V192L107 191V189H109V190H115L116 189V187H113V188H111L108 184H105L104 185V187L101 189H96L97 188ZM111 186H113V185H111ZM122 186V187H123ZM131 186V185H130ZM130 186H128L127 188L128 189H125V191L123 190H121L123 193L122 194H124V192H125V195H126V191H128V190H130ZM161 186V185H160ZM169 186V185H168ZM188 186V185H187ZM63 187V186H62ZM99 187V186H98ZM120 187V186H119ZM121 187V188H122ZM124 187V188H125ZM133 187V186H132ZM180 187V186H179ZM186 187V186H185ZM190 187V186H189ZM120 188V189H121ZM162 188V187H161ZM176 188H178V187H176ZM175 188V189H176ZM181 188V187H180ZM169 189H174V188H168V190ZM179 189V188H178ZM211 189V188H210ZM132 190V189H131ZM130 190V191H131ZM139 190V189H138ZM144 190H145V188H144ZM144 190H142V191H144ZM164 190V189H163ZM170 190V191H171ZM130 191H128V194H130L131 192ZM141 191V192H142ZM178 191V190H177ZM103 192V191H102ZM119 192H120V190H119ZM130 192V193H129ZM180 192V191H179ZM59 193H61V194H63L64 195V197H65V192H59ZM100 193V192H99ZM111 193V192H110ZM133 193H134V191H133ZM153 193V192H152ZM159 193V192H158ZM167 193V192H166ZM168 193H169V191H168ZM23 194V193H22ZM60 194V195H61ZM92 194V193H91ZM144 194V197L143 198H146L150 193H143ZM58 195V194H57ZM134 195V194H133ZM141 195V194H140ZM171 195V194H170ZM111 196H112V194H111ZM146 196V197H145ZM150 196L151 195H149V198H150ZM173 197H174V195H172ZM166 197V196H165ZM178 197V196H177ZM7 198V197H6ZM11 198V197H10ZM148 198V199H149ZM150 198V199H151ZM8 199V198H7ZM35 199V198H34ZM63 199V198H62ZM167 199H168V197H167ZM38 199H36V201H37ZM43 200H44V198H43ZM161 200V201H160ZM166 200V199H165ZM175 200V199H174ZM174 200H172V201H174ZM34 201V200H33ZM63 201V200H62ZM65 201V200H64ZM64 201H63V203H64ZM66 201H69V200H66ZM72 201H73V199H72ZM183 201V200H182ZM241 201V200H240ZM134 202H136V201H134ZM176 202V201H175ZM195 202V203H194ZM42 203V204H41ZM54 203V202H53ZM60 203V202H59ZM117 203L119 204V205H121V207L120 208H122V209H120V208H118L117 207ZM144 203V202H143ZM36 204V205H35ZM61 204V203H60ZM165 204V205H164ZM172 204V203H171ZM182 204V203H181ZM207 204V203H206ZM224 204V203H223ZM239 204H241V202L239 203ZM63 205V204H62ZM186 205V204H185ZM13 206V205H12ZM56 205H53L52 203L50 204H48V203H44V202H39L38 204L37 203H34V204H28V205H23L22 207L23 208H25V209H35L38 213H39V215L41 216V218L42 219H44V217H43V215L46 213V211L49 209V208H51V209H53L54 207H55ZM164 206H165V208H164ZM168 206H169V202H168ZM218 206V205H217ZM221 206H223V205H221ZM227 206H229V205H227ZM172 207V206H171ZM218 207H220V206H218ZM116 208H118V210L120 209V210H122V212L119 210V212H121V213H119V214H122L123 216H117V213L118 212H114V211H116ZM193 208V207H192ZM229 208V207H228ZM236 208V207H235ZM14 209H16V208H14V207H1L0 208V211H1V215L2 216H0V217H6V215H12V214H15V216H17V217H20V218H18V219H21V217L25 214H27V213H29V214H33L32 212H30V211H28V210H26V211H19V212H17V209H16V212H14ZM57 209V208H56ZM67 209V210H68ZM230 209V208H229ZM262 209H264V206H263V208ZM157 210H159V212L158 213H154V214H150V212H152V211H157ZM213 210V209H212ZM225 210V209H224ZM226 210H228V209H226ZM236 210H237V208H236ZM240 210V209H239ZM214 211V210H213ZM230 211V210H229ZM231 212V211H230ZM242 212V211H241ZM67 214L68 213V215H65V214ZM101 213V214H100ZM213 213H215V212H213ZM100 214V215H99ZM148 214H150V215H148ZM225 214V213H224ZM229 214V213H228ZM76 216V218H75V216ZM226 215H227V213H226ZM232 215L233 216H235V215H237V213H232ZM240 215L241 214H239V217H237L238 218V220H240V222L242 223L240 226H238V228H233V226H232V231L230 230L228 233L225 231V230H223L224 231V233H227V235H230V236H235V234H236V238H237V240L236 241H231L230 239V241H228L227 242V236L226 235H224V236H220L221 237V239H218L219 237V235L221 234L220 233V231H222V230H220V228H222L221 226L222 225H220V223H219V225H220V227H219V225H216V226H218L219 228H215V225H211V230H212V227H213V230H212V232L215 234V236H217V239H218V243L217 244H219L220 245V242L222 241V239H224V241H225V243H224V248L223 247H221V245L219 246V247H221V248H223L221 251H222V253L221 252H218V251H216V253H214V252H212V254H211V252H210V255L209 256H212V258H203V255H204V253L206 252V251H211L212 250V247H210L212 244H214L215 242H217L216 240V237H215V241H211L210 243H209V245H206V243L205 244H202V243H200V244H197L196 243V245L197 246H194V244H193V246L191 245V246H189V247H195V248H193V249H195L194 251H193V257L192 258H188L190 261H188L189 263L188 264H214V263H222V262H224V261H226V262H228V260H229V262L230 263H228V264H235V263H237V264H243V260H242V258H247V254H250V253H248L250 250H251V248L254 246V245H256L259 241H263L264 242V234L260 231V230H256V227L255 228H252V225L256 222V220H258L259 219V216L261 215V213L259 212V211H257L256 213H253V214H251V215H249L247 218H245V220L243 219L244 217H240ZM107 216V217H106ZM223 216H225V215H223ZM121 217V218H120ZM11 218V217H10ZM24 218V217H23ZM55 218V217H54ZM62 218V219H63ZM135 218V217H134ZM206 218V217H205ZM242 218V219H241ZM48 219V218H47ZM47 219H46V222H47V224H54L55 223V220H54V223H49V221H47ZM50 219H53V218H51L50 217ZM55 219H58V218H55ZM60 220H61V218H59ZM59 219L57 220V221H59ZM106 219H107V221H106ZM218 219V218H217ZM217 219H215V220H217ZM225 221L227 220V219H229L228 218V216H226L225 218ZM65 221H66V219H64ZM120 220H119V222H120ZM136 220V219H135ZM135 220H134V222H135ZM206 220H208V219H206ZM20 220H18V222H19ZM56 221V222H57ZM210 222H211V220H209ZM218 221V220H217ZM234 221V220H233ZM233 221L231 222L232 224H235V221H234V223H233ZM22 222V221H21ZM51 222H52V220H51ZM125 222V221H124ZM132 222V221H131ZM206 222V221H205ZM204 222V223H205ZM208 222V221H207ZM210 222H208L209 224H210ZM223 222H224V220H223ZM228 222V221H227ZM62 223V222H61ZM63 223H64V221H63ZM105 223H107V226H106V224ZM112 223V222H111ZM110 223V224H111ZM122 223V222H121ZM212 223V222H211ZM221 223H222V221H221ZM226 223V222H225ZM58 224V223H57ZM56 224V225H57ZM101 224V225H100ZM104 224V225H103ZM178 224V223H177ZM207 224V223H206ZM218 224V223H217ZM223 224V223H222ZM238 224V223H237ZM33 225V224H32ZM31 224H30V228L31 229H34V225L32 226ZM59 225H60V223L57 225V227L59 228ZM66 225V224H65ZM97 225V226H96ZM172 225V224H171ZM180 225V224H179ZM225 225V224H224ZM28 226V225H27ZM32 226V227H31ZM53 226V225H52ZM52 226H50V227H52ZM84 226V227H85ZM133 226V225H132ZM172 226H176V225H172ZM204 226V225H203ZM259 226V225H258ZM28 227V228H29ZM53 227H55V229H57L56 228V226L54 225ZM73 227V226H72ZM71 227V228H72ZM99 227H97V228H99ZM113 227V226H112ZM170 227V226H169ZM181 227V226H180ZM254 227V226H253ZM29 228V229H30ZM42 228V227H41ZM77 228H74L75 229V231H74V229H73V231L74 232H77V230H79V231H81L80 229H77ZM172 228V227H171ZM182 228V231H183V235L180 237V240H179V242L176 244V246H178L179 248H178V250L180 251V250H183L182 252H181V254L182 253H184V251L186 250V252H187V250H188V252L190 251V250H192V249H190V248H188L187 246H188V243L187 242H189V240H188V238L185 240V238H186V236L188 237V235L186 234V232H185V229L183 228V227H181ZM202 228V227H201ZM260 228V227H259ZM23 229V228H22ZM135 229V228H134ZM176 229V227L174 228V230ZM180 229V228H179ZM203 229V228H202ZM84 230V229H83ZM155 230H157V231H155ZM3 231V230H2ZM6 231H7V229H6ZM11 231V230H10ZM29 231V230H28ZM31 231V230H30ZM29 231V232H30ZM37 231V230H36ZM73 231H72V233H73ZM85 231V230H84ZM222 231V232H223ZM9 232V231H8ZM6 232L7 233V235L9 236L5 241H6V243H5V241L3 242V248L4 249H6V248H11L12 247V245L14 244V242H20L21 243V238L22 237H24V236H22L23 235V231L22 232H18L16 235H15V237H12V236H14V235H11V233L9 232ZM12 233H15V231L13 232V231H11ZM87 232L88 231H86V233H84V234H87ZM92 232V231H91ZM142 232V233H141ZM171 232V231H170ZM231 232V233H230ZM89 233V232H88ZM93 234H94V232H92ZM102 233V232H101ZM139 233V234H138ZM160 233V232H159ZM177 233V232H176ZM4 234V233H3ZM76 234H78V233H76ZM76 234H74V235H76ZM81 234V233H80ZM83 234V235H84ZM91 234V233H90ZM93 234H91V236L93 235ZM97 234V233H96ZM106 234V233H105ZM104 234V235H105ZM217 234V235H216ZM0 235H2V234H0ZM17 235L19 236L18 237V239L16 238L17 237ZM38 235V234H37ZM74 235L72 236V237H74ZM102 235V234H101ZM100 235V236H101ZM121 235H122V233H121ZM209 235V234H208ZM81 236V235H80ZM85 236V235H84ZM84 236H82V237H80V239H85L86 238V236L84 237ZM87 236H90L89 234L87 235ZM106 236V235H105ZM149 238H148V237ZM162 236L164 237V235L162 234ZM177 236V235H176ZM201 236V235H200ZM199 236V237H200ZM229 236V237H230ZM29 237V236H28ZM69 239H72V237L71 236H67ZM78 237V236H77ZM109 237V236H108ZM163 237H162V239H163ZM168 237H170V236H168ZM190 237V236H189ZM204 237H206V236H204ZM203 237V239L204 240H207V238H211V239H213L214 237H213V235H209V237H207L206 239ZM228 237V238H229ZM25 238V237H24ZM88 238H90V237H88ZM88 238H86L87 239V241L86 240H84L85 242H87V245H86V243H85V245H86V247L88 246V242L90 241V239H88ZM103 238V237H102ZM118 238V237H117ZM133 237H128V239H132ZM179 238V237H178ZM231 239H232V237H230ZM2 239H4V237L2 238V236H1V240ZM13 239H16L15 241L13 240ZM105 239V238H104ZM103 239V240H104ZM174 239V238H173ZM202 239V240H203ZM210 239V240H211ZM11 240H13L14 242H7V241H11ZM44 240V239H43ZM74 240L76 241V238H74ZM89 240V241H88ZM141 240V239H140ZM199 240V239H198ZM233 240V239H232ZM24 241V240H23ZM34 241V243H35V240H33ZM84 241H83V243L81 242V244H83L84 245ZM124 241H126V238L124 239ZM178 241V240H177ZM192 241V240H191ZM43 242V241H42ZM47 242V241H46ZM96 242V241H95ZM95 242H94V244H95ZM129 243V242H131V241H126V243ZM174 243H176L175 241H173ZM194 242V241H193ZM201 242V241H200ZM206 242V241H205ZM207 242H209L208 240H207ZM15 243V244H16ZM18 244V245H21L22 246V250H25V254H28V250L31 252V253H34V254H37V256L39 255L40 257L41 256H43L42 258H40L42 261H46V260H51L50 261V263H43V264H55V262L56 261H63V260H65L66 258H69V257H71V256H73V257H75L76 255V257H75V259H77V260H80L79 259V255H80V248L82 247V249H83V247H85V246H82L81 245V247L80 246H77L76 247V249H75V243L74 244H70L69 242V244H67V243H64V242H61V244H59V245H57L54 249H52V250H50V253H48L47 254V248H46V245H45V247H42V246H40L39 244L40 243H32L31 244V242H30V244H28V241H26V243L24 244V243H21V244ZM49 243H50V241H49ZM60 243V242H59ZM78 243V242H77ZM76 243V245H78ZM101 243V242H100ZM99 243V246L101 245ZM151 243V244H150ZM37 244V246H35ZM97 244V243H96ZM154 244V243H153ZM153 244L151 245L152 247H153ZM211 244V245H210ZM217 244L215 243L214 244V247L213 248H215L216 249V247H217ZM221 244H222V242H221ZM17 245V244H16ZM98 245V244H97ZM107 245V244H106ZM116 245H118V243L116 244ZM126 245V244H125ZM190 245V244H189ZM216 245V246H215ZM96 246V245H95ZM127 246H128V244H127ZM133 246V247H132ZM144 246L146 247V249L144 248ZM155 246H156V244H155ZM161 246H164V245H161ZM160 245H159V247H161ZM173 246V245H172ZM213 246V245H212ZM223 246V245H222ZM2 247H1V245H0V249H2ZM18 247V246H17ZM85 247V248H86ZM19 248V247H18ZM92 248H94V247H92ZM96 248V247H95ZM100 248V247H99ZM98 248V249H99ZM136 248H138L139 249V251H137V249ZM97 249V250H98ZM101 249V248H100ZM114 249V250H115ZM168 249V248H167ZM172 249V248H171ZM190 249V250H189ZM220 249V248H219ZM257 249V248H256ZM19 250V249H18ZM84 250H86V252H84L83 250H82V252L83 253H81V257L82 256H84V257H86V256H88V255H90L91 253H93L94 251H89L88 252V250H89V246H88V250L87 249H84ZM90 250H92V249H90ZM145 250V251H144ZM161 250V249H160ZM217 250H218V247H217ZM17 251V250H16ZM96 251V250H95ZM99 251V250H98ZM159 251V250H158ZM163 251V250H162ZM177 251V250H176ZM179 251H177L178 253H180ZM240 252V254L239 253H237V254H239V258L238 257H236V259H233V255L235 254L236 255V252ZM2 252V251H1ZM0 252V253H1ZM100 252V251H99ZM159 252H161V251H159ZM159 252H157V250L155 249V251L153 252V254H154V256L153 257H151V258H153V259H151L150 261H152L153 260V262L152 263H149V264H162L163 263V261H162V257L163 256H166V255H163L164 253H160L159 254ZM191 252V251H190ZM189 252V253H190ZM195 252V253H194ZM242 252V253H241ZM169 254H171L170 252H168ZM173 253V252H172ZM254 253V252H253ZM47 254V255H46ZM94 254V253H93ZM165 254H167V253H165ZM177 254V253H176ZM188 254V253H187ZM186 254V255H187ZM209 254V253H208ZM242 254L244 255L243 257H242ZM255 254V253H254ZM168 255V254H167ZM19 256V255H18ZM17 256V257H18ZM23 256V255H22ZM21 255H20V257H22ZM180 256V255H179ZM182 256V255H181ZM189 256V255H188ZM105 257V256H104ZM149 257V256H148ZM168 257H169V255H168ZM168 257H166L167 259H169L170 260V258H168ZM184 257V256H183ZM229 257H231V258H229ZM257 257V256H256ZM72 258V257H71ZM172 258L174 259V257L172 256ZM187 258V257H186ZM241 258V259H240ZM30 259V258H29ZM39 259V258H38ZM148 259V258H147ZM156 259H158V260H156ZM164 259V258H163ZM166 259V260H167ZM40 260V261H41ZM185 260V259H184ZM67 261V260H66ZM141 261V260H140ZM139 261V262H140ZM149 261V260H148ZM240 261V262H239ZM31 262V261H30ZM37 262H39V261H37ZM49 262V261H48ZM74 262H75V260H74ZM74 262H72V263H74ZM138 262V263H139ZM164 262H167V261H164ZM174 262V261H173ZM248 262V261H247ZM66 263V262H65ZM140 263H142V262H140ZM39 264H42V263H40L39 262ZM67 264V263H66ZM71 264V263H70ZM164 264V263H163ZM167 264V263H166ZM168 264H169V262H168ZM174 264V263H173Z\"/></svg>","mask_w":264,"mask_h":264},{"label":"built area","instance_id":"built-area-1","mask_svg":"<svg viewBox=\"0 0 264 264\" xmlns=\"http://www.w3.org/2000/svg\"><path fill=\"white\" fill-rule=\"evenodd\" d=\"M250 19H247L246 22V30L242 31L240 28L235 31V34L238 36H245L247 39L250 40H262L258 39L256 37H263V29H264V22L259 21V18L254 14H249ZM252 60L259 64L264 66V44L262 43V46L258 47L257 49L253 50L252 53Z\"/></svg>","mask_w":264,"mask_h":264}]
</instances>
